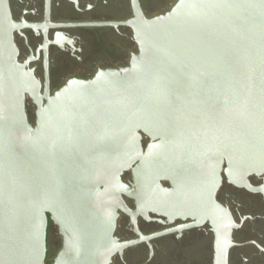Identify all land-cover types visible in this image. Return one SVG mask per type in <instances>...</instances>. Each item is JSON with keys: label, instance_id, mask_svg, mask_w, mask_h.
Returning <instances> with one entry per match:
<instances>
[{"label": "water", "instance_id": "95a60500", "mask_svg": "<svg viewBox=\"0 0 264 264\" xmlns=\"http://www.w3.org/2000/svg\"><path fill=\"white\" fill-rule=\"evenodd\" d=\"M126 24L127 66L40 94L0 0V264H46L49 222L61 238L49 264H109L123 196L156 209L162 175H200L212 218L223 164L236 182L264 173V0H177Z\"/></svg>", "mask_w": 264, "mask_h": 264}, {"label": "flooded vegetation", "instance_id": "af4514ba", "mask_svg": "<svg viewBox=\"0 0 264 264\" xmlns=\"http://www.w3.org/2000/svg\"><path fill=\"white\" fill-rule=\"evenodd\" d=\"M176 1L8 0L16 61L39 85L40 94H52L70 79H91L99 69L125 67L138 50L126 22L139 14H163ZM94 23L102 25H88ZM35 110L26 95L31 125ZM147 141L143 137V147ZM222 168L213 221L200 191L206 184L200 175L192 182L162 175L156 209L138 207L134 199L123 196L128 212L118 211L113 232L123 246L109 264H264V173L236 182L224 173L225 164ZM121 179L126 185L133 183L130 171ZM186 185L196 190L186 194ZM53 226L49 222L48 264L61 243L56 229L51 244ZM217 248L226 250L224 260L217 259Z\"/></svg>", "mask_w": 264, "mask_h": 264}, {"label": "rangeland", "instance_id": "374dc122", "mask_svg": "<svg viewBox=\"0 0 264 264\" xmlns=\"http://www.w3.org/2000/svg\"><path fill=\"white\" fill-rule=\"evenodd\" d=\"M52 231V236H53V238H52V240H51V244H52V246L54 245L53 244V242H55V240H56V238H57V236H56V234H55V231H56V227L55 226H53V228L51 229Z\"/></svg>", "mask_w": 264, "mask_h": 264}, {"label": "trees", "instance_id": "16d2710c", "mask_svg": "<svg viewBox=\"0 0 264 264\" xmlns=\"http://www.w3.org/2000/svg\"><path fill=\"white\" fill-rule=\"evenodd\" d=\"M46 264H48V263L46 262Z\"/></svg>", "mask_w": 264, "mask_h": 264}]
</instances>
